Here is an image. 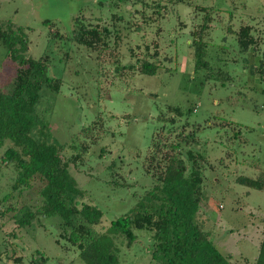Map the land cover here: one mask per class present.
Masks as SVG:
<instances>
[{
    "label": "rangeland",
    "instance_id": "rangeland-1",
    "mask_svg": "<svg viewBox=\"0 0 264 264\" xmlns=\"http://www.w3.org/2000/svg\"><path fill=\"white\" fill-rule=\"evenodd\" d=\"M121 3V0H0L3 29L6 25L15 30L22 28L20 38L27 43L25 58L37 60L47 56L48 77L61 81L58 93L42 88L35 113L45 121L52 138L65 148L67 156L72 153L68 147L70 138L79 128L90 124L100 113L115 118L105 121L108 133L99 145L91 147L93 157L85 156L82 165L69 167L91 202L103 211L102 222L95 228L103 232L133 201L132 190L126 196V189H112L109 167L117 173L116 179L123 176L137 185L136 192L140 193L138 188L149 184L143 178L141 163L159 125L156 117L167 116V106L194 108L188 119H177L176 126H187L186 132L200 128L195 148L215 168L204 173L205 200L200 206L199 222L210 233L216 248L235 264L242 263V258L253 262L264 232V192L242 186L235 179L241 176L256 180L264 174V83L252 72L259 66L264 50V0H192L193 5L212 7L215 11L206 39L207 60L212 70L209 76L204 69L194 70L193 51L188 43L199 16L191 8L176 5L174 12L163 13L160 22L145 26L139 35L125 30L124 21L118 22L121 34L128 35L121 51L125 52L130 45L135 49L141 42L152 43L156 29L161 27L162 51L167 48L165 53H169L176 49L179 57L178 65L167 64L154 76L135 74L125 82L110 72L112 68L108 66L109 74L104 76L107 69H101L95 54L70 39L76 17L111 26L112 15L128 17L132 9L129 3ZM242 25L251 26L258 41L263 39L261 52L253 55L251 50L246 53L239 50L235 32ZM55 31L61 39L51 36ZM168 36L175 38L171 48L166 46ZM135 53L140 56L141 51ZM16 67L6 47L0 44V91H12ZM7 145L8 142L0 147V199L10 193L16 177L13 166L2 164ZM102 146L111 153L97 158ZM221 158L223 163L218 164ZM40 186L38 179L32 181L29 188L16 196L15 212L0 219V264H15L12 256L28 264L35 249L45 253L47 264H85L76 248L64 241L57 243L59 218L39 215L27 228H19L14 222L12 215L22 206L34 211L41 205ZM134 234L136 240L130 247L122 239L116 242L120 264H154L152 233L134 230Z\"/></svg>",
    "mask_w": 264,
    "mask_h": 264
},
{
    "label": "trees",
    "instance_id": "trees-1",
    "mask_svg": "<svg viewBox=\"0 0 264 264\" xmlns=\"http://www.w3.org/2000/svg\"><path fill=\"white\" fill-rule=\"evenodd\" d=\"M121 1L129 3L132 10L126 18L122 14L112 15V26L101 21L90 23L80 17L74 20L70 39L94 53L102 70L111 67L110 72L125 82L135 74L154 76L167 64L175 62L178 65L176 49L172 50L174 53H165L167 48L162 51L159 42L161 27L156 29L152 43L141 42V45L134 46L135 49L130 45L123 52L121 44L128 35L124 37L116 25L124 21L125 30L139 35L145 26L160 22L164 18L163 13L174 12L176 5L183 4L199 16L188 43L193 51L194 70L204 69L208 76L211 75V65L207 60L209 42L206 39L214 21L212 7L193 5L192 0ZM22 34V28L15 30L6 25L3 29L0 23V44L6 47L9 58L17 64L12 91H0V147L8 142L1 159L3 165L13 166L16 172L10 193L0 199V207L4 208H0V219L15 212L13 203L16 196L38 179L41 183L38 190L41 205L34 211L22 206L18 213L12 215L14 222L19 228H27L39 215L59 218L57 243L64 241L76 248L85 264H120V249L116 242L122 239L130 247L136 240L134 230L152 233L151 259L154 264H235L230 256L223 255L216 248L210 240V233L203 229L198 219L200 206L205 200L204 173L215 168L195 148L199 144L197 133L200 128L186 132L187 126H176L177 119H188L194 108L183 110L179 106H167V116L160 114L156 117L159 125L141 163L143 178L149 184L138 188L140 193L136 192L137 185L129 183L123 176L116 179L117 173L109 167L112 189H126V196L132 190L133 201L125 213L109 222L106 230L99 232L95 229L101 224L104 213L81 189L69 167L71 164L82 165L85 156L93 157L91 147L99 145L108 133L105 121L115 118H106L100 113L90 124L79 128L70 138L68 147L72 153L67 156L65 148L52 138L45 121L35 113L42 88L58 93L61 81L48 77L47 56L37 60L25 58L27 43L20 38ZM51 36L62 38L57 31L51 32ZM173 36H168V48L175 45ZM235 36L241 52L251 50L253 55L261 52L263 39L257 40L251 26H240ZM137 50L141 51L140 56L136 55ZM252 72L257 73L264 83V50L259 66ZM108 74V69L103 71L104 76ZM262 92L264 94V89ZM105 153L111 152L105 146L100 147L97 158ZM219 163H223L222 158ZM235 181L264 192V174L256 180L239 176ZM11 259L15 264H24L20 257L12 256ZM242 259L244 261L239 264H264V232L254 261ZM47 261L45 253L35 249L28 264H47Z\"/></svg>",
    "mask_w": 264,
    "mask_h": 264
}]
</instances>
